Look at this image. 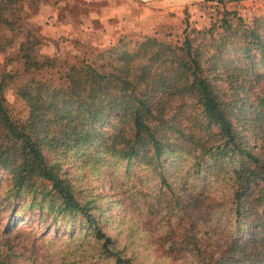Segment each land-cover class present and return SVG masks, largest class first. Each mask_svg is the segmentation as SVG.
<instances>
[{"label":"trees","instance_id":"obj_1","mask_svg":"<svg viewBox=\"0 0 264 264\" xmlns=\"http://www.w3.org/2000/svg\"><path fill=\"white\" fill-rule=\"evenodd\" d=\"M15 1L0 0V25L9 31ZM239 1L217 0L214 18H186L179 33L157 36L159 24L133 43L118 38L98 52L97 63L37 51L38 39L25 34L6 59L9 69L0 70V221L26 211L38 224L87 232L96 256L132 264L103 232L99 201L106 197L77 187L69 169L74 162L121 164L124 172L135 167L155 176L149 197L159 212L179 207L186 183L184 212L192 216L201 206L205 187H192L191 176L219 184L236 231L258 225V238H233L225 257L209 260L235 262L248 243H258L264 256V12L246 21ZM182 158L188 176L178 190L164 170ZM144 181L134 177L137 185ZM1 234L0 264H13Z\"/></svg>","mask_w":264,"mask_h":264},{"label":"rangeland","instance_id":"obj_2","mask_svg":"<svg viewBox=\"0 0 264 264\" xmlns=\"http://www.w3.org/2000/svg\"><path fill=\"white\" fill-rule=\"evenodd\" d=\"M54 1L57 2L58 11L49 5L54 4ZM59 1L16 0L9 5V16L14 17L12 23L14 30L9 31L7 27L0 25V70L9 69L10 63H7L6 59L14 56L16 45L25 34L38 39L37 51L46 52L48 55L55 53L57 57L69 61H78L83 57L91 63H97L98 52L116 44L118 38L133 43L141 36L142 32L125 30L114 37L98 38L93 37L94 34L92 35L83 27L76 28L80 27L76 23L73 24V28L64 29L67 22L60 21L64 24L61 26L53 23L60 20L53 19V12H56L58 16L60 12L67 11L75 19L79 13H85L90 8L97 10L99 4L90 6L81 0H70L68 6L62 7L58 5ZM168 1L171 4L169 8L173 7V9L150 6L153 9L157 8V11L161 13L158 14L161 21L156 29L157 36L170 31L179 33L186 18L199 19L207 23L221 10L217 0ZM47 6L49 7L45 12L43 9ZM239 6V12L246 21L253 14L264 12V0H240ZM141 7H147V5L142 3ZM99 9L102 10L101 7ZM159 15H163L164 18ZM60 32L64 34H59ZM228 51L232 55L239 52L231 48ZM6 95L13 98L10 88H7ZM187 162V158L174 159L165 167V176L176 189L180 179L188 176ZM69 169L73 173L77 187L106 197L99 201L101 206H105L104 216L107 220L103 226V232L117 239L121 256L130 258L132 264H212L209 257L219 255L225 257L228 243L233 238L234 241L239 242L249 233L252 234L254 241L258 238V225H255L252 230L243 226L241 230L236 231L226 213L229 201L226 189H220L219 184L208 178L191 176L187 179V182L195 189L199 186L205 187L204 193H206L201 206L195 208L192 216H188L184 212L189 208L187 196L190 194L187 183L184 188L180 186V196L183 198L178 199L179 207L175 206L169 210L170 205L164 206L159 212L150 206L149 196L153 190L156 192L154 189L156 178L147 171L131 167L124 172L121 164L113 167L101 163L95 167H88L79 166L77 162L72 163ZM127 174L134 177L140 176L142 179L145 178V181L137 185L134 183V177H127ZM118 195L122 198L120 206L114 202ZM110 200L113 201L109 202ZM22 216L27 220H23ZM32 218L33 215L26 211L21 216L8 219L2 217L0 239L1 233L8 239L6 244L9 249L6 258L9 262L13 264H113L112 260L94 254L93 248L84 238L87 232L75 230V235L70 234L62 227L38 224ZM260 248L258 243L255 247L250 243L244 244L243 257L235 255L237 261H229L226 264H264V256L259 252ZM3 250L5 247L1 245L0 251Z\"/></svg>","mask_w":264,"mask_h":264},{"label":"crops","instance_id":"obj_3","mask_svg":"<svg viewBox=\"0 0 264 264\" xmlns=\"http://www.w3.org/2000/svg\"><path fill=\"white\" fill-rule=\"evenodd\" d=\"M59 1V0H58ZM86 2V4H99L97 10L90 8L85 13H79L75 19H73L69 12L62 11L58 14L53 12V19H60L56 23L58 26L62 23L67 22L64 25L65 28H71L74 23L80 25L76 28H85L89 32L96 36L93 37H104L108 38L110 36H117L120 33L127 31L135 30L137 32L149 33L151 30L155 29L156 26L161 21L158 18V14H161L157 11V8L153 9L150 6H156L160 8H168L171 6L168 0H81ZM54 4H49L55 10H57V2L54 1ZM70 0H60L58 2L59 6L65 7L69 5ZM144 3L147 7H141V4ZM49 6L44 7L46 12ZM99 7L102 8L99 9ZM141 7V8H140ZM173 9V7L169 8ZM58 11V10H57ZM40 12V11H39ZM164 15V14H163ZM159 15L161 18L164 16ZM51 19V20H53ZM126 24V26H125ZM67 26V27H66ZM73 28V27H72ZM68 32V31H67ZM64 34V33H59ZM58 35V34H57ZM52 37H56L51 35Z\"/></svg>","mask_w":264,"mask_h":264}]
</instances>
